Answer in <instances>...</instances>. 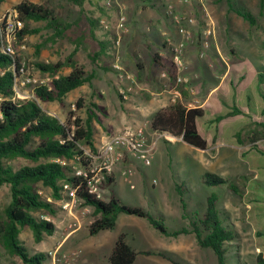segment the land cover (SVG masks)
<instances>
[{"label":"rangeland","instance_id":"obj_1","mask_svg":"<svg viewBox=\"0 0 264 264\" xmlns=\"http://www.w3.org/2000/svg\"><path fill=\"white\" fill-rule=\"evenodd\" d=\"M23 1L50 4L66 24L71 26L62 38L54 43L48 42L39 58L35 54L37 45L43 44L52 34L43 27V24H31L32 28L42 29L38 35L27 36L16 46L17 41H12V54L21 58L23 68L17 84L24 91L18 89L17 97H28V85L47 83L50 80L48 75H43L34 67L33 62L64 60L78 49L74 59L89 73H95L92 85L86 84L73 91L68 96L66 109L56 103L44 104V107L64 120L69 109L75 110L78 98L82 97L88 102L92 100L94 93L101 94L102 99L95 97L96 102L101 106L98 112L100 119L96 137L99 149L109 136L121 133L129 126L132 130L136 128L129 123L119 125L124 108L129 109L132 103H140V106L148 109L150 98L145 97L148 94L145 88L151 85L152 79L146 69L152 64L151 57L155 52H162L166 58H169L170 48L181 39L176 26L168 16L169 7L194 19L195 22L188 26L193 37L183 54L182 76L189 80L184 86L189 96L182 101L187 107L211 105V99L207 96L216 84L215 78L223 77L229 68V76L232 75L231 79L235 81L236 86L234 97L232 95L223 98L218 95L213 98L218 109H215L213 113L208 110L206 117L200 122L202 135L208 141V149L204 151L179 141L180 139L173 138L174 142H170L169 135L157 133L152 136L150 118L159 108L148 109V111L145 109L137 118L131 114L132 110L128 111L127 121L131 120L137 126L146 124L144 126L146 138L151 137L149 144L154 140L156 143L150 165H146L139 158H133L128 165L125 162L113 165L115 183L112 189L123 203L143 208L159 219L171 232L189 225V220L182 216L183 208L174 188L176 180L184 182L187 188L184 199L186 211L189 213L194 210L203 211L207 197L212 193L220 194V204L228 212L239 236L237 251L228 255L227 264H253L256 254L262 249L259 248L262 242L255 236L256 230L262 225L249 217V206L244 200L231 195L224 186L206 185L204 175L209 172L236 179L252 171L264 169V157L261 160L260 154L247 153L250 146L238 145L234 137V134L241 132L242 129L253 131L260 129L261 126L256 125L253 120L264 122V116H260L259 113L263 107L260 95L264 97V84H259L256 76V73L264 72V10L262 13L261 0H232L233 9H244L257 18V25L254 27L234 12L226 0H152L154 5L146 9L142 6V0H92L86 1L82 7L66 0H7L0 9V18ZM101 6L103 11L100 10ZM123 15L126 17L125 31L120 27ZM88 16L97 18L101 22L102 31H96V35L98 38L103 37V40H110L111 57L103 56L97 62H93L92 55L100 47L98 40H95L91 34ZM208 25H213L215 28V38L212 40L208 57L202 59L200 58L201 46L197 38ZM210 62H214L212 67L209 66ZM100 65L113 67L114 71H105ZM153 65V69L158 73L156 76L160 77L162 69L159 65ZM235 70H242L247 82L238 83L237 77L241 73ZM69 71V68H65L62 72L66 74ZM253 73L254 78L251 77ZM121 74L125 77L122 82L127 86L126 88L132 86L129 92L130 102H127L124 97L123 99L119 97V87H123L120 80ZM126 76L132 79H127ZM202 81H204L203 86L200 84ZM245 86L246 97L244 98L243 95H239L238 89ZM186 88L191 89L192 92ZM247 97H250L252 101H247ZM243 102L249 104L248 117L227 119L220 124L226 125L229 122V125L213 127L215 125L211 119L218 115L215 111L226 113L232 109L233 105L243 108L245 107ZM253 105L256 111L252 110ZM208 130L210 131L207 132ZM214 136H216L215 139ZM257 146L264 151V140L258 142ZM19 163L25 162L21 160L16 162V164ZM124 171H131V173L124 176ZM102 193L103 198H106L109 191L106 189ZM41 194L43 198L52 201L49 189L42 188ZM8 202L9 190L3 187L0 189V211ZM55 203L56 216H42L55 224L56 231L52 236L45 237L43 242L37 244L29 230L26 229L22 233V239L32 253H47L48 257L44 264H50L51 254L60 244L57 256L73 258V254L81 250L80 244L84 243L86 246L94 242L102 245L106 237L109 239V244H103L99 253L100 261L109 264L106 257L110 251V245L112 247L121 233L126 234V241L135 250L151 252L150 255L140 254L134 264H174L169 258L181 264H217L215 255L210 250L200 248L193 235L167 237L155 230L146 219L136 216L122 214L118 218L115 229L91 236L88 232V225L94 219L91 209L88 214L80 218V229L68 237L71 238L77 234L80 243L73 244L71 241L69 243L67 239L63 244L62 241L66 236V233L62 232L65 214L61 208V202L55 201ZM84 249L86 250V247ZM157 253L165 256L157 255ZM81 255L83 253L75 254L76 262H79Z\"/></svg>","mask_w":264,"mask_h":264},{"label":"trees","instance_id":"obj_2","mask_svg":"<svg viewBox=\"0 0 264 264\" xmlns=\"http://www.w3.org/2000/svg\"><path fill=\"white\" fill-rule=\"evenodd\" d=\"M6 1L0 0V9ZM66 1L82 7L86 1L92 0ZM226 1L232 8V0ZM142 2L145 9L154 5L152 0H142ZM14 9L17 11L18 19L23 22V28L17 32L15 46L25 37L41 33L42 29L32 28V23L43 24V27L52 33L43 44L37 45L35 52L37 58L48 42L54 43L62 38L71 26L66 24L48 3L23 1L15 5ZM100 10L103 11L102 6ZM233 10L251 27L257 25V18L252 13L244 9ZM263 10L264 0H261L262 13ZM87 20L91 34L95 40H98L100 47L92 55L93 62H97L103 56L111 57L110 40H103V37L98 38L96 35V31H102L101 22L90 16ZM5 33V24L0 22V189L7 187L9 190V202L0 211V264H44L48 257L47 253H32L23 241L22 233L26 229L29 230L37 244L55 233V224L42 216H56L55 201L64 199V185L76 189L77 196L83 201L82 206L90 207L92 210L94 219L88 225L91 236L115 229L122 214L136 216L146 219L164 236L177 238L180 235H193L200 248L210 250L215 255L217 264H227L228 255L237 251L239 236L228 212L220 204V194L209 195L203 211L194 210L189 213L186 211L184 199L187 188L184 182L176 180L174 188L183 208L182 216L189 220V225L171 232L159 219L143 208L122 202L112 189L115 183L113 172L105 176L99 184L101 197L89 192L87 175L77 172L82 170L85 173L93 163L91 156L97 155L99 151L96 137L100 119L98 112L101 106L96 102L95 97L102 99L101 94L94 93L92 100L88 102L82 97L78 98L75 110L69 109L64 120L57 114L51 113L44 104L56 103L66 109L68 96L86 84L92 85L95 73H89L74 59L78 49L64 60L57 62L35 61L32 63L34 67L43 75H48L50 80L47 83L28 85V97L19 98L17 90L22 88L17 82L22 68L21 58L6 51ZM197 40L202 51V33ZM170 55L166 58L162 52H155L151 57V63L159 65L175 85L176 68L171 48ZM138 66L141 67L139 64ZM100 67L105 71H114L110 66L100 65ZM65 68L70 69L66 74L62 72ZM256 76L259 84H264V72L256 73ZM184 86L185 84L177 86L183 95V100L189 96ZM260 96L263 110L259 113L260 116H264V97ZM119 97L122 99L120 94ZM247 99L252 101L250 97ZM208 110L214 112L208 104L203 107L188 108L183 101H177L151 116L150 129L159 134L172 135L204 151L208 149V141L202 135L200 122L204 120ZM252 110L256 111L254 105ZM215 113L218 115L211 120L216 127L228 117L249 115L244 114L236 105L226 113L216 111ZM253 121L261 128L254 131L242 129L241 132L234 134V137L238 145L250 146L247 153L256 152L261 155L262 160L264 151L260 150L257 144L264 140V122ZM215 126L213 127L216 128ZM20 160L25 163L16 164ZM204 182L209 186H224L231 195L247 203L250 218L263 223L255 232V236L262 242L259 244V248L262 249L256 254L253 264H264V169L252 171L236 179L208 172L204 175ZM42 188L50 190L52 201L43 198ZM106 189L109 193L103 198L102 192ZM126 237L125 233L117 237L109 256L111 264H134L140 254H151L148 251L135 250L126 241ZM157 255L165 256L162 253ZM169 259L174 264H181Z\"/></svg>","mask_w":264,"mask_h":264},{"label":"built area","instance_id":"obj_3","mask_svg":"<svg viewBox=\"0 0 264 264\" xmlns=\"http://www.w3.org/2000/svg\"><path fill=\"white\" fill-rule=\"evenodd\" d=\"M168 16L171 18L173 24L177 28V32L181 37L180 41L171 47V53L173 56V63L176 68L175 78V90L171 103L183 100L181 91L177 88L180 84H187L189 80L182 76L183 71V54L187 48L189 42L192 39V33L189 30L190 25L195 21L192 17L186 14H180L172 7H169ZM126 17H121L120 27L125 31ZM0 22L5 24V39H6V51L10 54L13 53L12 41L16 40L17 32L23 28V22L18 19V14L15 9L10 12H6ZM203 35V50L200 53V58H207L208 51L211 47V42L215 38V28L213 25H208L202 31ZM214 62H210L209 66L212 67ZM115 67H118L115 65ZM23 70V68H21ZM160 76L162 78H168V75L163 71ZM121 78L124 77L122 74ZM129 77V76H127ZM189 89V88H186ZM132 90V86L126 89L120 88V94L125 96L128 91ZM192 92L191 89H189ZM188 108H193L189 105ZM154 152V146L147 143L146 133L144 128H138L135 130H126L124 132L109 136L103 141L101 148L97 155L91 156L93 159L92 165L84 173L82 170H78V174L87 175V187L90 193L97 194L101 197L99 184L104 180L105 176L111 174L112 167L117 162L123 161L128 156L131 158L142 159L146 165L151 164V157ZM61 208L65 214V222L63 226V233H66L65 238H68L73 233L78 231L81 227L80 218L90 212V207L82 206V200L77 196L76 189L64 185V199L60 201ZM49 221V220H48ZM60 246L51 254L50 264H74V257L59 258L57 256ZM74 255V254H73ZM75 256V255H74Z\"/></svg>","mask_w":264,"mask_h":264},{"label":"crops","instance_id":"obj_4","mask_svg":"<svg viewBox=\"0 0 264 264\" xmlns=\"http://www.w3.org/2000/svg\"><path fill=\"white\" fill-rule=\"evenodd\" d=\"M163 55V54H162ZM235 67V66H234ZM154 68V65H152V64H150L148 67H147V74L148 75H151V79H152V83H151V85H149V86H147L146 88H145V91L148 93L147 95H145V97L147 98V99H149V105L147 106L148 107V109H154V108H159L158 110H160V109H163V108H165V107H167V106H169L170 104H172L171 103V100H172V98H173V95H174V88H175V86H174V82L173 81H170L168 78H162L161 76L159 77V76H156L158 73H157V71L155 70V69H153ZM236 68V67H235ZM198 69V68H197ZM230 69V68H229ZM228 69V71H226V73L224 74V76L223 77H220L219 79H217V78H215V82H216V84H215V86L210 90V93H209V95L207 96V98L208 99H211V107L215 110H217L218 108H217V105H216V103H215V100H213V98H216L218 95H220V96H222L223 98H227V97H230V96H232L233 95V97H234V94H235V91L234 90H236V86H235V81L234 80H232L231 79V77H232V75H231V77L229 76V73H230V70ZM237 69V68H236ZM233 71H234V69H233ZM235 71H237V72H240L241 74L237 77V81H238V83H241L242 81L245 83V82H247V80H246V78H245V73H243V72H241L242 70H235ZM163 72V70H161L160 71V73H162ZM249 72L250 73H252L251 72V70L249 69ZM254 74V73H253ZM121 76V75H120ZM251 76V75H250ZM159 77V78H158ZM252 78H254V76L252 75L251 76ZM126 78L127 79H132L130 76L129 77H127L126 76ZM124 79H125V77H120V80H121V82L122 81H124ZM202 80H204V78L202 79ZM131 81H133V80H131ZM250 81V80H249ZM248 81V82H249ZM122 84H123V87H119V89L120 88H124V89H126V87L127 86H125L124 85V82H122ZM130 84V83H129ZM202 86H203V84H204V81H202L201 83H200ZM143 87V86H142ZM246 88V86L245 87H243V88H239L238 89V91H239V95H245V92H244V89ZM248 90V89H247ZM140 91V90H139ZM130 91H128L127 93H126V95L125 96H122V99H123V97L125 98V100L127 101V102H130L131 101V99L129 98V96H130V93H129ZM136 93V92H135ZM137 94L139 95V92L137 91ZM246 97V95L244 96V98ZM206 98V99H207ZM125 103V102H124ZM206 103H207V100H206ZM244 103V106L246 107H243V108H241L242 109V111L244 112V114H248L249 112H248V108H247V102H243ZM134 104L135 103H132L131 105V108H124V110H122L123 112H122V119H121V121H120V123H119V125H122V124H126V123H129V125H134L136 128L135 129H138V128H144V126H146V124L144 125V126H137L136 124H134L133 123V121L131 122V120H129V121H127V114H128V111L130 112L131 110L132 111H134V112H132L131 111V114L133 115V116H135L136 118L139 116V114H140V112L142 113L145 109H147L146 107L144 108V107H142V106H140L141 104L140 103H137V104H135V106H134ZM200 107H203V106H200ZM148 109H147V111H148ZM157 110V111H158ZM263 110V107H261V111ZM260 111V112H261ZM154 114V113H153ZM152 114V115H153ZM151 115V116H152ZM232 118H235V117H228V118H226V119H223L221 122H223V121H225V120H227V119H232ZM235 121V120H234ZM221 122H219L218 124H217V127H221V126H223V127H225V126H227V125H229V122H228V124H226L225 125V123H223L222 125L220 124ZM230 123H232V122H230ZM110 125V124H109ZM118 125V126H119ZM112 127V126H111ZM216 127V126H215ZM112 128H114V126L112 127ZM116 128V127H115ZM130 128V129H129ZM132 127L131 126H129V127H127V128H125L124 129V131H126V130H132L131 129ZM135 129H133V130H135ZM124 131H122V132H124ZM155 134H157V132H153V134H152V136H154ZM165 136H168L167 134H164ZM168 138H170L171 140H169L170 142H174L173 141V138H175V137H172V136H170L169 135V137ZM177 139V138H176ZM151 141V137H149L148 136V139H147V143L149 144V142ZM179 141H181V140H179ZM155 140L150 144L151 146H154L155 147ZM132 159L133 158H131V157H127L126 158V160L125 161H121V162H117V164H124V162L126 163V165H128V164H130L131 163V161H132ZM113 173H114V170H113ZM131 173V171H124L123 172V175L124 176H126L127 174H130ZM261 225H263V223H261V222H259ZM68 239V241H69V243H70V241L71 242H73V244L74 243H77V244H79L80 243V238L78 237V235L76 234V235H74V236H72L71 238H65L62 242H63V244H64V242L66 241ZM117 239V238H116ZM78 240V241H77ZM108 241H109V239L106 237V239L104 240V242L102 243V245L103 244H109L108 243ZM116 241V240H115ZM115 241H114V244H115ZM62 244V245H63ZM114 244L112 245V247H111V245H110V251H109V253H108V255H107V257H106V259L108 260V263L109 264H111L110 262H109V256H110V254H111V252H112V250H113V247H114ZM61 245V244H60ZM59 245V246H60ZM102 245L100 244V245H98L97 243H94V242H91V243H88V245L86 244V246H85V244L84 243H82V244H80V251H79V253H74V255L76 254V255H78V254H80V253H83V255H81V258H80V260H79V262H76L77 261V257L76 256H74V262H75V264H104L103 263V261H100V253H99V251L101 250V248H102ZM86 247V250L84 249ZM87 248H88V250H87ZM75 252V251H74ZM67 253V252H66ZM138 258V257H137ZM148 258V257H147ZM106 260V261H107ZM137 260V259H136ZM136 262V261H135ZM134 262V263H135Z\"/></svg>","mask_w":264,"mask_h":264},{"label":"water","instance_id":"obj_5","mask_svg":"<svg viewBox=\"0 0 264 264\" xmlns=\"http://www.w3.org/2000/svg\"><path fill=\"white\" fill-rule=\"evenodd\" d=\"M170 136H172V135H170ZM173 137V136H172Z\"/></svg>","mask_w":264,"mask_h":264}]
</instances>
